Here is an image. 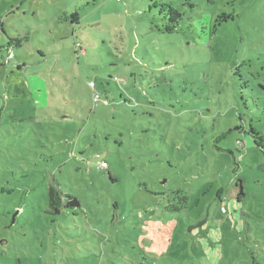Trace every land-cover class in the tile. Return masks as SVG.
Returning a JSON list of instances; mask_svg holds the SVG:
<instances>
[{"label":"rangeland","instance_id":"1","mask_svg":"<svg viewBox=\"0 0 264 264\" xmlns=\"http://www.w3.org/2000/svg\"><path fill=\"white\" fill-rule=\"evenodd\" d=\"M251 129L264 0H0V264H264Z\"/></svg>","mask_w":264,"mask_h":264},{"label":"trees","instance_id":"2","mask_svg":"<svg viewBox=\"0 0 264 264\" xmlns=\"http://www.w3.org/2000/svg\"><path fill=\"white\" fill-rule=\"evenodd\" d=\"M71 18L73 20L72 23H75L78 20V13L74 11L71 15ZM221 18H223L222 20H226L228 19V16H225L224 14H222ZM6 53H8L7 50H6ZM105 103H107V101H105ZM250 132L252 133L253 136H256L261 141V143L255 141V144L261 148L264 147L263 139L259 136V133L253 131L252 129ZM175 193L177 194V198L180 201L179 203L180 205H177V206L173 205V209L178 211L185 207V204L187 202V197L186 195L182 194L180 190L175 191ZM238 197H241V196H237V199ZM78 207H79L78 200L75 197L63 194L61 190L59 189V185L56 181H54L53 184L48 186L47 192H46V210H45L47 214L51 216H56L60 214L62 208L75 209Z\"/></svg>","mask_w":264,"mask_h":264},{"label":"built area","instance_id":"3","mask_svg":"<svg viewBox=\"0 0 264 264\" xmlns=\"http://www.w3.org/2000/svg\"><path fill=\"white\" fill-rule=\"evenodd\" d=\"M78 46V44L76 45V47ZM8 52V51H7ZM9 54V53H8ZM11 56V53L9 54V56L8 57H10ZM90 85V87H92L93 86V83H90L89 84ZM92 100H93V102L94 103H98L100 100H101V97L99 96V94H97V93H94L93 95H92ZM105 102V101H104ZM97 157V156H96ZM99 166L101 167V168H106L107 167V164H106V162H104V161H101L100 163H99ZM222 209V211H224V208L222 207L221 208Z\"/></svg>","mask_w":264,"mask_h":264},{"label":"water","instance_id":"4","mask_svg":"<svg viewBox=\"0 0 264 264\" xmlns=\"http://www.w3.org/2000/svg\"><path fill=\"white\" fill-rule=\"evenodd\" d=\"M243 195V191H242V188L240 187L239 189V192H238V195L237 196H242Z\"/></svg>","mask_w":264,"mask_h":264},{"label":"crops","instance_id":"5","mask_svg":"<svg viewBox=\"0 0 264 264\" xmlns=\"http://www.w3.org/2000/svg\"><path fill=\"white\" fill-rule=\"evenodd\" d=\"M63 17L66 19L65 13H63ZM73 21V20H72ZM79 19L76 21V23H79Z\"/></svg>","mask_w":264,"mask_h":264},{"label":"flooded vegetation","instance_id":"6","mask_svg":"<svg viewBox=\"0 0 264 264\" xmlns=\"http://www.w3.org/2000/svg\"><path fill=\"white\" fill-rule=\"evenodd\" d=\"M238 193V192H237ZM238 199L240 200V197H238Z\"/></svg>","mask_w":264,"mask_h":264}]
</instances>
